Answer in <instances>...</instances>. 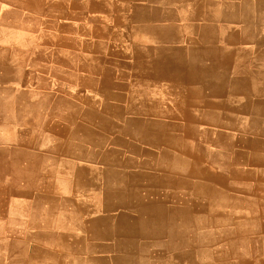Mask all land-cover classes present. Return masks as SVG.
Wrapping results in <instances>:
<instances>
[{"label":"rangeland","instance_id":"374dc122","mask_svg":"<svg viewBox=\"0 0 264 264\" xmlns=\"http://www.w3.org/2000/svg\"><path fill=\"white\" fill-rule=\"evenodd\" d=\"M0 264H264V0H0Z\"/></svg>","mask_w":264,"mask_h":264}]
</instances>
